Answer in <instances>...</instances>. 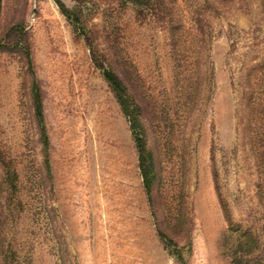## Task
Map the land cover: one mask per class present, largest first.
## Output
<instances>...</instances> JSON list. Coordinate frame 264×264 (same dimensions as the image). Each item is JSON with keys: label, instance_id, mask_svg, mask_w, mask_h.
<instances>
[{"label": "rangeland", "instance_id": "1", "mask_svg": "<svg viewBox=\"0 0 264 264\" xmlns=\"http://www.w3.org/2000/svg\"><path fill=\"white\" fill-rule=\"evenodd\" d=\"M60 1L71 18L55 0L1 2L10 47L0 50V148L16 178L9 185L0 163V264H231L222 203L262 244L243 115L263 84L262 71L249 73L264 64V0ZM11 26L27 32L29 60ZM88 42L140 104L153 208L129 123Z\"/></svg>", "mask_w": 264, "mask_h": 264}, {"label": "trees", "instance_id": "2", "mask_svg": "<svg viewBox=\"0 0 264 264\" xmlns=\"http://www.w3.org/2000/svg\"><path fill=\"white\" fill-rule=\"evenodd\" d=\"M135 5H142V0H128ZM0 0V10H1ZM62 13L71 18L70 10H68L60 0H55ZM77 21V20H76ZM9 34L12 35L11 39L14 42V46L18 48L29 60V52L26 44L27 32L24 28H16L11 26L8 29ZM90 46V53L94 64L102 69L103 75L114 94V97L122 111L127 118L129 127L133 136L134 145L136 147L138 168L142 177V183L148 198L150 208H153V201L151 197L152 188L155 181L154 172V160L152 152L146 147L144 129L141 121L139 120L140 104L137 101L135 95L129 91L122 78L111 68L104 67L103 63L97 59L94 46L91 42H88ZM9 43H3L0 41V50L8 49ZM262 71V72H261ZM264 64L258 65L252 69L249 73L254 77L259 74V79L262 81L261 90H259L260 96L254 95V89L252 88L246 97L245 112L243 115L244 120V132L250 146L251 152L256 159V165L259 173V183L257 185L259 202L264 212ZM257 73V74H256ZM261 75V78H260ZM30 95L33 106V114L35 116V122L39 130V139L42 143L44 150V163L46 169L50 170V163L48 159V136L46 133L43 115H42V102L40 90L37 82L33 80L30 85ZM258 107L259 115L255 116V108ZM257 113V112H256ZM0 163L4 168L5 180L9 185L13 186L14 179L16 178V172L12 169L11 163L7 160L2 149L0 148ZM222 210L224 216L228 222V229L233 239V246L230 247V261L231 264H264V241L261 244L258 237L249 229L239 224H234L231 220L227 206L222 203ZM153 214V212H152ZM157 234L160 237L164 247L175 254L174 250L169 249V243L172 238L163 230L161 223H156ZM175 245V244H174ZM176 251V250H175ZM178 255V254H176Z\"/></svg>", "mask_w": 264, "mask_h": 264}]
</instances>
